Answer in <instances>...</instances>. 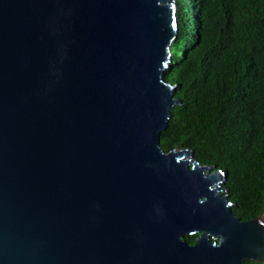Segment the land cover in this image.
I'll list each match as a JSON object with an SVG mask.
<instances>
[{
  "label": "water",
  "instance_id": "95a60500",
  "mask_svg": "<svg viewBox=\"0 0 264 264\" xmlns=\"http://www.w3.org/2000/svg\"><path fill=\"white\" fill-rule=\"evenodd\" d=\"M175 1L0 0V264L264 263V210L160 145Z\"/></svg>",
  "mask_w": 264,
  "mask_h": 264
},
{
  "label": "trees",
  "instance_id": "16d2710c",
  "mask_svg": "<svg viewBox=\"0 0 264 264\" xmlns=\"http://www.w3.org/2000/svg\"><path fill=\"white\" fill-rule=\"evenodd\" d=\"M177 8L166 79L181 103L160 145L191 148L201 163L226 170L233 212L251 219L264 210V0H177Z\"/></svg>",
  "mask_w": 264,
  "mask_h": 264
},
{
  "label": "flooded vegetation",
  "instance_id": "af4514ba",
  "mask_svg": "<svg viewBox=\"0 0 264 264\" xmlns=\"http://www.w3.org/2000/svg\"><path fill=\"white\" fill-rule=\"evenodd\" d=\"M191 158H192V159H195V158H194V154H193V156H191ZM197 162H198L199 165L210 167V168H211V169H210V172H211V173L216 172V171H222V170L216 168L215 165H210V164L200 163L198 160H197ZM193 165H194V164H190V167H192ZM223 170H224V169H223ZM206 173H209V171H208V170H205V171H204V174H206ZM224 174L226 175L225 180L221 181L219 184H220L221 186H223V187L225 188V190H224V191H221V192L219 191V192L221 193V195H223V196H227V197H228V199H229V201H230V203H231V205H230V209L232 210L233 207L236 205V202L233 201L232 199H230L229 194L227 193V187L225 186V183H226V180H227V172H226V170L224 171ZM188 236L193 237L194 240H193V242H188L187 240H186V241H187L189 244L193 245V244L196 243L197 238L200 236V233H194V234H190V235H188ZM184 237H185V236H184ZM211 238H212V237H211ZM245 260H247V259H245ZM245 260H244V261H245ZM242 263H243V262H242ZM242 263H241V264H242Z\"/></svg>",
  "mask_w": 264,
  "mask_h": 264
},
{
  "label": "clouds",
  "instance_id": "9594fccd",
  "mask_svg": "<svg viewBox=\"0 0 264 264\" xmlns=\"http://www.w3.org/2000/svg\"><path fill=\"white\" fill-rule=\"evenodd\" d=\"M175 5H176V10H177V20H178V8H177V0L175 1ZM177 26H178V31H179V25L177 24ZM177 37H178V34H177ZM176 40H177V38H176ZM175 40V41H176ZM172 47V46H171ZM171 54H172V51H171ZM173 57V56H172ZM172 61H173V58H172ZM171 67V66H170ZM170 69V68H169ZM169 71V70H168ZM165 78H166V75H165ZM167 80V79H166ZM168 82H170L169 80H167ZM170 83H172V84H177V83H175V82H170ZM176 91V90H175ZM175 93V92H174ZM174 96V98H176L175 97V95H173ZM177 99H179V98H177ZM181 101V100H180ZM180 104V103H179ZM177 105V104H176ZM175 106V105H174ZM173 106V107H174ZM172 107V108H173ZM171 108V109H172ZM179 148V147H178ZM174 149V148H173ZM172 150V149H171ZM196 160H198L196 157H194ZM199 161V160H198ZM200 162V161H199ZM201 163V162H200ZM220 170H222V171H220V172H223L224 173V171L225 170H223V169H220ZM232 211V213L234 214V216H236V217H239V216H237V215H235V213L233 212V209L231 210ZM261 214V213H260ZM240 219H241V217H239ZM241 220H248V219H241ZM188 235H190V234H188ZM186 236V235H185ZM183 239H184V237H183ZM185 240V239H184Z\"/></svg>",
  "mask_w": 264,
  "mask_h": 264
},
{
  "label": "bare ground",
  "instance_id": "6f19581e",
  "mask_svg": "<svg viewBox=\"0 0 264 264\" xmlns=\"http://www.w3.org/2000/svg\"><path fill=\"white\" fill-rule=\"evenodd\" d=\"M184 7V6H183ZM185 11V10H184ZM209 164V163H208Z\"/></svg>",
  "mask_w": 264,
  "mask_h": 264
}]
</instances>
